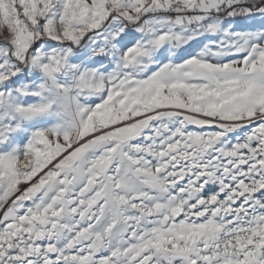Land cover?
Wrapping results in <instances>:
<instances>
[{"label":"snow or ice","instance_id":"6c2138e0","mask_svg":"<svg viewBox=\"0 0 264 264\" xmlns=\"http://www.w3.org/2000/svg\"><path fill=\"white\" fill-rule=\"evenodd\" d=\"M0 264H264V0H0Z\"/></svg>","mask_w":264,"mask_h":264}]
</instances>
